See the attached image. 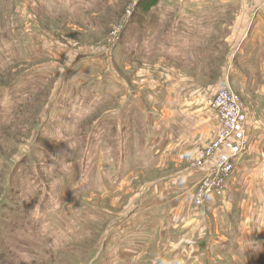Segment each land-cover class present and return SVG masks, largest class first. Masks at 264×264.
I'll return each instance as SVG.
<instances>
[{"label": "rangeland", "instance_id": "1", "mask_svg": "<svg viewBox=\"0 0 264 264\" xmlns=\"http://www.w3.org/2000/svg\"><path fill=\"white\" fill-rule=\"evenodd\" d=\"M236 2L0 0V264H236L214 240L201 251L205 231L186 242L181 228L155 235L149 217H138L142 193L192 168L219 133L210 125L169 147L166 139L159 158L152 138L174 136L157 119L181 120L166 109L186 106L200 123L221 87L234 91L229 70L216 82L198 61L185 67L198 81L185 83L168 28L199 22L192 14L206 10L226 12L229 27L247 9ZM251 93L236 94L243 103ZM193 185L184 203L204 215Z\"/></svg>", "mask_w": 264, "mask_h": 264}, {"label": "crops", "instance_id": "2", "mask_svg": "<svg viewBox=\"0 0 264 264\" xmlns=\"http://www.w3.org/2000/svg\"><path fill=\"white\" fill-rule=\"evenodd\" d=\"M198 1L207 5L214 2H219L221 5L227 2V0ZM238 3L246 4L247 9L236 12V20L232 25L229 24V27L225 24L226 12L222 10L194 12L193 18L200 21L183 22V27H176L173 30L168 28L170 38L167 39V44L169 48L173 46V43L178 46L175 55L183 51L185 83L191 84L193 81H198L193 77L200 72L193 71V68H185L191 67L192 61H198V64L203 66L202 70L205 71L203 74L200 73L203 77H209L215 73L216 82H223V76L229 70L231 73L229 84L238 95L239 93L243 95L246 87L252 90L251 96H246L245 99L240 95L247 116L245 129L248 150L238 156L236 170L226 184L224 195L219 198L212 197L206 201L204 215L199 210L191 212V207L184 202L188 200L186 194L188 191L192 192L193 184L196 190L198 182L206 174L210 164L198 169L184 165L171 177L161 178V181L154 183L149 190L142 193L143 208L138 217H149L145 218V221L151 223H147L146 226L153 227L154 230L162 229V227L173 228V235L180 236L181 232L178 233V230L181 228L186 242L189 235H193L197 229H200L201 232L205 231V237L207 236L200 243L201 251L212 250L210 245L214 240L217 245L215 249L219 252L222 248L223 254L231 256V260H235L236 264H264V170L262 168L264 159V0H240V2L238 0L236 4ZM183 18L189 19L186 16ZM232 54L234 61H228L226 66L223 60L229 59ZM218 59H221L218 61L219 64L211 63L212 60ZM234 71L235 74H233ZM168 73L169 71L166 72ZM171 73L175 74L174 68L171 69ZM167 81L168 78L165 82ZM166 92V90L160 91V93ZM206 109L207 111L201 114L203 117L200 123L197 120L193 123L196 117L193 119L191 107L166 109L167 114L182 115L183 119L170 121L163 117L157 119L158 130L163 131L160 123L164 124V120L166 125L169 124L170 132L174 136V140H171L169 133L166 132L162 137L155 135L152 138L153 149L159 154V158L166 145V139H168L169 147L176 141L177 136L183 135L188 139L192 136H200L208 131L210 125L215 126L217 130L220 129L216 112H212V107V110ZM214 137L213 135L211 139ZM147 201L150 205H143ZM156 231L155 235L160 236L164 233L158 229ZM201 244L205 245L201 246ZM184 250L183 252L186 253V248Z\"/></svg>", "mask_w": 264, "mask_h": 264}, {"label": "built area", "instance_id": "3", "mask_svg": "<svg viewBox=\"0 0 264 264\" xmlns=\"http://www.w3.org/2000/svg\"><path fill=\"white\" fill-rule=\"evenodd\" d=\"M210 105L216 112L220 129L216 140L199 154L192 166L198 169L210 164L194 193L197 207H204L209 198L224 195L226 184L236 170L238 156L248 150L247 116L239 96L231 87L224 86L212 98ZM262 168L264 170V159Z\"/></svg>", "mask_w": 264, "mask_h": 264}, {"label": "trees", "instance_id": "4", "mask_svg": "<svg viewBox=\"0 0 264 264\" xmlns=\"http://www.w3.org/2000/svg\"><path fill=\"white\" fill-rule=\"evenodd\" d=\"M9 216L11 217V219L14 221V224H18V222L20 221L19 219H18V215L16 214V213H9ZM9 225V224H8ZM9 227H11L12 229H15L16 227H15V225H13V224H11V225H9ZM0 243L2 244V245H4V243L6 244V240H5V237H2L1 236V234H0ZM0 251L2 252V251H4V248L3 247H1L0 246ZM5 256V255H4ZM2 259H3V261L5 260L3 257H2Z\"/></svg>", "mask_w": 264, "mask_h": 264}]
</instances>
